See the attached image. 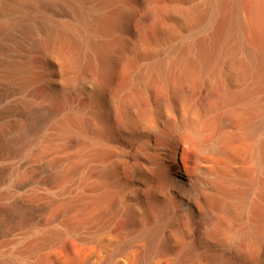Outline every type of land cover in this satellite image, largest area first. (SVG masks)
I'll list each match as a JSON object with an SVG mask.
<instances>
[{
	"label": "rangeland",
	"instance_id": "obj_1",
	"mask_svg": "<svg viewBox=\"0 0 264 264\" xmlns=\"http://www.w3.org/2000/svg\"><path fill=\"white\" fill-rule=\"evenodd\" d=\"M252 2L223 0L219 19L231 21L238 11L228 40L233 52L202 69L192 45L203 44L212 52V36L219 31L218 20L196 27L198 19L208 10L207 0H111L102 12L120 9L124 16L121 27L109 33L101 32L95 24L78 32L73 29L78 22L74 8L82 7L81 19L90 20L88 10L98 8L100 0H0V243L15 240L25 247L47 232L66 230L63 237H56L29 262L102 264L108 255L107 244L114 239L110 230L118 206L116 197L120 195L124 199L131 193L125 168L141 164L157 186L163 171L173 174L177 168L169 151L163 147L159 148L162 152L158 153V159H154L157 135L172 133L177 139L187 138L188 134L200 135V143L205 145L220 135L225 140L215 145V155L222 163L230 161L233 179L216 178L214 183L202 172L198 174L199 151L197 146L188 143L180 163L190 182L183 188L181 184L180 188L171 190L185 199L191 195L193 186H199L202 195L208 197L204 198L207 202L202 212L210 217L207 220L199 215L190 217L177 208L179 215L166 222L156 238V252L158 255L172 253L177 264H264V240L263 250L251 258L249 241L237 237L244 229L256 232L257 206L264 197V161L260 163L254 155L256 144L264 141V75L256 77L247 72L244 50L245 45L253 43V34L248 31ZM25 20L34 21L37 30L27 26L19 28V21ZM50 23L69 25L79 36L88 34L94 42L111 43L114 48L107 57L96 60L85 55L78 66L66 68V62L46 51V44L36 43L40 36H47ZM55 47L57 44L52 43L48 49ZM63 47L70 59L77 57L74 45L65 42ZM179 59L188 67L189 79L186 80L193 84L191 102H174L170 108L158 109V94L167 95L170 84L185 80L177 63ZM156 62L163 64L164 72L154 67ZM91 63L102 68L99 81L107 86L104 99L112 135L107 143L109 148L105 149V164L115 165L116 170L112 178L99 181L93 169L100 163L93 159L88 173L79 172L70 178L54 180V163L66 157L74 159L84 152L85 143L78 131H73L65 140L53 138L58 133L46 125L42 97L48 88L56 95L65 89V102H74L84 112V117L89 118L85 109L87 103L75 100L72 93L80 71ZM11 64L27 67V72L11 79L7 70ZM63 68H66L65 73L61 71ZM143 75L146 78L142 83ZM226 85L234 92H252L256 102L241 108L242 122L232 120L216 128L212 115L202 111L201 105L210 101L213 108H218ZM133 91L145 93L142 100L146 110L152 112L146 118L133 112L129 118L121 120L118 106ZM120 122L129 132L140 136L139 144L122 146L113 131ZM204 123L209 127L204 129ZM248 123H260L258 130L247 131ZM23 130L34 137L33 145L23 155H11L5 146L7 137ZM44 137L51 139L44 141ZM135 153L144 164L133 159ZM251 178L256 181L254 186L249 185ZM98 181L102 186L93 189L94 182ZM61 187L69 188L63 196L58 195ZM157 216L153 212L131 223V228L119 239H134L135 246L142 250L130 248L127 264H156V259L147 255L148 241L139 234ZM174 233L179 237H172ZM79 240L86 243L80 244ZM170 257L171 261L162 264H176L172 263L174 257Z\"/></svg>",
	"mask_w": 264,
	"mask_h": 264
},
{
	"label": "bare ground",
	"instance_id": "obj_2",
	"mask_svg": "<svg viewBox=\"0 0 264 264\" xmlns=\"http://www.w3.org/2000/svg\"><path fill=\"white\" fill-rule=\"evenodd\" d=\"M110 1L111 0H100L98 8L88 10V13L91 15V19L89 17L90 20L81 19L80 13L84 11V9L82 7H75L74 9L78 15V22L76 28L73 29H76L78 32L80 29H90L94 24L104 33L119 29L122 25V19L124 16L123 10L117 9L111 12H102V8ZM207 2L208 10L206 14L198 19L196 27L199 28L214 20H218L219 31L212 36V52L207 51L203 44L192 45L198 53L202 69H207L216 61L231 56L233 49L228 45V40L232 32L231 23L234 24V19H238V11L235 12V18L231 21L227 18H218L219 12L223 9V0H207ZM236 2H238V0H236ZM250 17L248 31H251L253 34V43L244 46V50L247 54L246 68L250 75L261 77L264 75V0H253L252 5L250 6ZM60 25L50 23L47 27V36L44 38L40 36L37 38L36 43L37 45L46 44V51L49 50L51 54H55L59 59L66 62V68L78 66L82 57L85 55H89L90 57L93 56L96 60L102 57H107L114 48L111 43L94 42L88 34L79 36L77 32L69 29V25L68 27ZM22 26H27L33 31L37 30L34 21L31 20L19 21L18 27L21 28ZM65 42L74 45L75 50L77 51V57L74 60L70 59L66 53L65 48L63 47ZM34 43L35 42H33V44ZM52 43H56L57 47L54 49H48ZM187 49H189V47ZM180 62L181 59H179L177 63L179 64ZM154 67H157L164 72L163 64L161 62H156ZM66 68H63L61 71L65 73ZM7 70L11 79H15L16 76L23 73V71L27 72V67L11 64L8 66ZM101 71L102 68L91 63L87 69L80 71L78 80L73 89L72 94L74 99L87 103L85 109H87L89 118L84 117V112L81 108L75 105L74 102L73 104H69L68 101L65 102L64 97H67L65 89H62L61 92L56 95L51 88H48L46 89L47 92L45 91L44 96L42 97V109L45 110V115H47L46 125L53 128V130L58 133L57 136L53 138L65 140L73 131H78V135L80 134V137L83 138L85 143L84 152L78 154L74 159L73 157H66L54 163V180L70 178L79 172L88 173L92 168L91 163L93 159L100 163L99 166L96 168L94 167L95 170L93 169V174L95 177H98L99 181H104L109 178V176L112 178L111 175L116 170L115 165L105 164V149L109 148L107 143L110 141L112 131L111 128H109L108 113L105 108L107 103L104 99V93L107 90V86L101 84L99 81ZM180 73L186 80L188 77L187 65L180 63ZM145 78V75L140 78L142 83ZM185 80L183 82L177 80L170 84V90L167 95L158 94L156 108H170L174 102H184L189 104L191 102L193 84L192 82ZM228 85H226L221 92V104L218 108H213V104L210 101L201 105L202 111H206L212 115L216 128L224 127L232 120H239L242 122L243 117L241 115V108L256 102L253 98L252 92L247 90L234 92L229 88L230 85ZM25 86L26 85L24 84L23 87L25 88ZM144 94L145 93L133 91L125 101L119 104L118 113L121 120L129 118L133 112H138V115L143 118H146V116L152 112L145 108L144 101L142 100V95ZM205 124L206 123H204V125ZM204 125H202L203 128ZM259 125L260 123H248L246 129L247 131L254 133L258 130ZM208 127V124H206L204 129ZM113 131L117 136L116 139H118L122 146H133L135 143L139 144L141 142L140 136L132 131L129 132L128 128L124 127L121 122L115 125ZM157 137L159 140L155 146L153 155L154 159H158V153L161 151L159 148L163 147L162 149L169 151L174 164L177 166L176 171L173 174H170L168 171H163V178L159 180L156 186L154 185L155 179L144 171L141 164L133 167L132 165L127 166L125 168L124 173L126 175V184L130 187L131 193L125 196L124 199L120 195L116 197L118 206L115 208L116 214L114 216V225L110 230L114 235V239H110L109 244H107L109 251L102 264H127L130 258V248L135 247L138 252L142 251L141 248L135 246L136 243L134 239H128L126 241L119 239H122L125 236L128 229L131 228V223H135L137 220H142L144 217H149L153 212L158 214L157 218L152 220L151 224L139 234L141 239L144 238L149 243L147 255L150 259H156V264L171 261L172 257H170V255L174 257L172 263H178L172 253H169L170 255L167 253L158 255L156 252L157 250L155 249L156 238L163 231L165 223L169 222L173 216L179 215L178 209H180L182 213L185 212L190 217L199 215L205 217L206 220L210 217L209 214L202 212L203 205L207 202L204 198L208 197L202 195L204 193H201L199 186H193L190 190L191 195L185 197V199L180 198L171 190L172 188H180L179 185L181 184V188H183L190 182V177L183 171V166L180 163L181 157L185 152L188 143L197 146L196 148L199 151V157L196 164V172L198 174H201L202 172L204 176L212 180L214 183L216 178H221L226 181L233 179L231 174L232 165L230 161L222 163L219 157L215 155L217 153L215 145H217L218 142L225 140V137L223 138L220 135H216L214 140L208 142L207 145L200 143V135L196 136L188 134L187 138L177 139L174 134L166 133L162 135L159 134ZM48 139L51 138L44 137L43 140L46 141ZM34 140V137H32L27 131H17L7 137V141L5 140V146L10 151L11 155H23L31 148ZM256 145L257 147L255 148L254 155L259 159V162L262 163L261 161H264V141ZM87 148L90 149L86 151ZM115 149L117 150L118 148ZM165 150L164 152H166ZM133 159L144 164V161L141 160L136 153L134 154ZM235 179L237 180V178ZM99 181L94 182L95 185L93 186V189H98L102 186V183ZM214 183L212 185H214ZM255 184L256 181L251 178L249 180V185L254 186ZM68 190L69 188L61 187L58 190V195L63 196ZM257 212L259 223L256 232L250 233L248 229H244L237 234L238 238L249 241V244L251 245L249 256L251 258H255L258 255V252L263 250L264 197L259 199ZM66 233V230L50 233L47 232L45 235L36 239L34 242L27 244L25 247L19 246V243L15 240L2 242L0 243V264H31V262H29L30 259L35 258L43 250H46L56 237H63ZM100 237L101 236H99V238ZM172 237H175L176 239L179 237V234L174 233ZM79 243L84 244L86 241L79 240ZM93 258L94 257H92V259ZM98 264H101V262Z\"/></svg>",
	"mask_w": 264,
	"mask_h": 264
}]
</instances>
